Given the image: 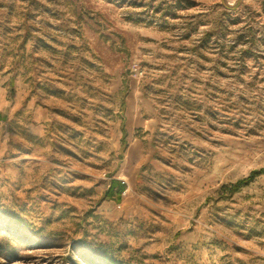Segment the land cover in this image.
Segmentation results:
<instances>
[{"label": "rangeland", "instance_id": "rangeland-1", "mask_svg": "<svg viewBox=\"0 0 264 264\" xmlns=\"http://www.w3.org/2000/svg\"><path fill=\"white\" fill-rule=\"evenodd\" d=\"M261 168L264 1L0 0V264H264Z\"/></svg>", "mask_w": 264, "mask_h": 264}, {"label": "trees", "instance_id": "trees-1", "mask_svg": "<svg viewBox=\"0 0 264 264\" xmlns=\"http://www.w3.org/2000/svg\"><path fill=\"white\" fill-rule=\"evenodd\" d=\"M264 173V168L254 170L246 179L239 180L235 185L232 186L233 191H236L242 184L247 183L253 180L257 175ZM119 185L120 190L124 188V184L118 180L112 181V185L108 191V196L111 195L114 186Z\"/></svg>", "mask_w": 264, "mask_h": 264}, {"label": "crops", "instance_id": "crops-1", "mask_svg": "<svg viewBox=\"0 0 264 264\" xmlns=\"http://www.w3.org/2000/svg\"><path fill=\"white\" fill-rule=\"evenodd\" d=\"M228 1H229V3H231V4H234L235 2H238L239 0H228ZM259 1L263 2L264 0H259Z\"/></svg>", "mask_w": 264, "mask_h": 264}]
</instances>
